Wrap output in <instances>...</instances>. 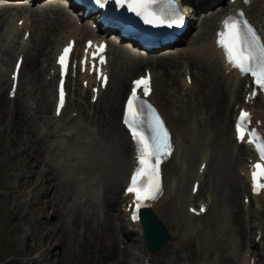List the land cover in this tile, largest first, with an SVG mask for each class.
<instances>
[{
    "label": "bare ground",
    "instance_id": "1",
    "mask_svg": "<svg viewBox=\"0 0 264 264\" xmlns=\"http://www.w3.org/2000/svg\"><path fill=\"white\" fill-rule=\"evenodd\" d=\"M236 5H240V0H238ZM230 7H233V5H228V8ZM249 12L253 21L264 31V0H252ZM16 15L17 13H13L12 10L5 7L0 8V81H4V85L10 84L11 88L12 83L10 73L13 70V65L10 71L7 70L8 61L4 59V57L9 54L13 55L14 58L23 55L26 58V62L24 63L26 68L25 74L28 77V86H30L31 89L28 90V96H30L35 89L42 90L43 88L49 87L50 90L47 92L48 104H50L51 101H54L55 103L57 82L54 94L52 84L56 80V74H52V72L57 70L55 59L53 57L58 48L57 46L65 44L69 38H77L78 41L83 39L84 42L86 39L96 38L98 35L91 31L87 26H79L78 17H72L69 13L64 12L62 1L59 0L53 1L45 9L33 11L32 16L35 19L34 25H30L29 18L26 15L24 16V28L31 29L34 32L28 41H25L23 36L19 37L21 30L17 24L14 23L13 19ZM221 16L222 13H217L206 17L201 22L195 36L191 40L186 43L181 39L180 42L183 41L182 44L177 45V47H175L176 49H172V51H170L171 53L166 56H159L157 58L145 60L142 55H136L129 49L118 48L114 44L110 45L108 69L117 79V84L115 92L108 97L109 103L104 107H100L98 110L96 109L95 114L90 113V109L93 108L92 103L89 105L85 103L84 105L88 108V111H80L78 113L79 120L77 126H73L71 120L70 123L67 121H61V119L55 115V110H53V117H49V122L52 123L54 127V131L51 133V147L58 148V158L62 163L65 165H73L70 160L73 159L75 162V160L80 158L82 159L80 164L84 163L87 165L85 154H87L88 147H94V155H92L89 164L91 169L85 168L83 169V173H85L86 179L89 183L96 180L98 181L97 189L100 184L104 181L106 182L107 187L103 195L104 202L99 201L98 206L104 208L103 216L107 228L106 233L110 236L109 240L112 243H115L118 240L120 236L119 234H121L120 231H123L124 228L123 226H120L118 231L114 226L115 215L118 217L121 216V207L119 204L125 202L122 194L120 195L121 192H119V187L121 191L122 186L124 187L127 181L128 173L133 166L131 143L127 142L122 126L121 124H118V115L120 111L119 101L124 96L123 93L129 82V78L133 75L135 76V74L142 70V68L150 69L152 72L155 88L152 98L157 102L165 118L175 131V141L179 148L174 159L167 165V194L164 200L157 203L154 212L171 199V206L176 205L177 207H180L183 203L186 204L188 217H191L189 208L192 207L191 202L194 199V196L191 192L187 195L185 190L179 189V183L183 182V177L188 171L187 160L189 159V161H191L190 151L187 148V141L189 139L192 144L195 143L194 139H197L199 142L200 160L208 159L209 156L211 158L213 157L216 159V163L220 164L222 171H224L230 164H239L238 171L241 175L244 174L245 163H241V160L249 150L244 147H237L235 142L231 140L232 135L230 134V139H228L227 144L230 146L231 150L228 151L224 143L221 142L222 136L219 131V122L226 121V123H228L227 119L229 117L230 119L232 118L233 106H231L230 103H232V100L239 101L241 98V82L225 75V66L221 60V55L213 44L214 35ZM43 24H46L45 31L41 30L44 26ZM36 37H39V40L35 45V48L32 49L31 45ZM111 57L116 59L111 60ZM169 71H176L175 82L167 77H165V80L163 81L162 77L160 75L158 76L159 73H162L164 77ZM187 77L192 79V86L187 83ZM78 78H80L78 80L81 84L77 90L79 98L74 99L76 105L73 106L72 113L77 111V102L80 104L84 101L86 102L89 95L90 99L92 98L91 89H85L82 86L84 80H90L91 78L82 75H78ZM133 79H135V77L130 79V82ZM198 79L203 83L201 85V96L205 102L204 110L198 108V105H202V101L198 102L195 100L196 96H192L194 91L193 83L197 87V82L200 81H198ZM74 85H77V83L74 84L73 82L72 86ZM165 86L167 87L166 90ZM174 88H177L178 91L181 88L182 91L181 94L177 96L176 100L172 95V89ZM182 93H184L185 96H183ZM74 95H76V93H74ZM165 98H169L168 102L165 101ZM72 99L73 96H71V100ZM29 102L28 105L30 108H33L36 101L29 99ZM193 102H197L194 107ZM175 105L177 107H175ZM95 106L94 108H96ZM207 107L212 113L211 115L205 112L207 111ZM24 108L23 105L18 108L19 111L16 110V107L14 109L18 116L17 120L20 125L19 129H21V125L24 124V118L22 119ZM91 119L92 123H88ZM184 120H188V125H186L185 128H180V124ZM76 127H78V129ZM113 129L114 131H117L115 133L116 136L122 137L123 142L121 146H119L120 149H118L117 140L114 139L112 135L108 136V132L112 133ZM80 130H85L86 132L85 140L88 143L87 145L79 140L80 137L76 139ZM45 132V128L42 127L41 133L45 134ZM101 132H103L104 137H108L107 141L101 138ZM27 134L34 137L33 129H28ZM104 142H106L104 148L98 149L97 145L100 146V144ZM215 147H217V151L216 154H213ZM42 156L43 148L37 152H31L29 158L33 161H37L36 158L42 160ZM127 157L129 158L128 161ZM39 164L41 165V163ZM223 164H225V166L222 167ZM105 167L113 168V171L118 172V174L114 173L109 177L103 170ZM33 169V175H35L36 172H38V166ZM221 170L218 168L210 180V182H215L216 188H212L211 186H209V188L213 190L215 189V191H217L215 197L216 195H220L222 202L227 203L229 208H227V211L231 210L229 215L230 218L228 217L230 229H233L231 231L232 233H235V238L242 243L245 232L242 230L241 220L244 227V218L242 216L241 206L238 202L237 192H242L244 190L243 188L244 185L247 184V181L244 178L242 179L235 176L229 178L223 177ZM209 172L210 165L207 174ZM32 177L33 176L31 175V180ZM80 179L81 178H79V180ZM193 181L203 182L202 175L195 171L193 173ZM47 184H49V182H47ZM91 187L93 188L95 186ZM203 187L204 185L201 184L198 194L203 193ZM100 193L101 191L92 193V200H94L95 194ZM52 197L53 195L51 194V198ZM51 207L52 206H48V212L52 211V219L56 216V211ZM169 209L171 210V214H174V217H176L178 208L170 207ZM235 209H237V211L234 213L233 211H235ZM78 218L80 221L81 217ZM174 220L175 219H173L172 224H174ZM234 221L237 224H234ZM176 222L177 221H175V223ZM82 226V228L88 232V235L86 237H81L78 245H76L79 250L78 259H80V261L91 260L92 262H97V264H120L118 263V255L116 256V251L113 249V246H105L104 248H100L101 250H96L97 247L92 245L95 240V234L91 228L90 222L84 220ZM135 226H137L138 231L141 232L139 225L135 224ZM54 241L55 240L53 239V242ZM50 252L53 253L54 251L51 250ZM168 254L169 247L165 246L163 251L153 255L152 260L157 264H166ZM53 258L55 259L56 256ZM246 260H248V255L244 254L243 256H240L239 262L242 263Z\"/></svg>",
    "mask_w": 264,
    "mask_h": 264
},
{
    "label": "rangeland",
    "instance_id": "2",
    "mask_svg": "<svg viewBox=\"0 0 264 264\" xmlns=\"http://www.w3.org/2000/svg\"><path fill=\"white\" fill-rule=\"evenodd\" d=\"M65 4L66 1H64V5ZM202 18L203 16L196 19L192 26V31L186 38H192L195 35L197 27L201 24L200 21ZM37 40L38 38L34 40L31 47L32 49L35 48ZM115 44L123 48L118 42ZM132 51L137 53L134 50ZM175 72L176 71H169V73H167L168 75L166 74L164 77L162 73H159L158 76L160 75L163 81L165 77H167L175 82ZM138 73L142 74L143 70ZM27 78L24 70L22 74L23 86L27 85ZM199 80L200 79H198V81ZM116 84L117 79L112 78V83L105 96L97 104V110L109 103L108 97L115 92ZM202 84L200 80L197 82V87L194 85L195 89L192 96H196L195 100L198 102L202 101V105H198V108L204 110L205 102L201 96ZM127 86L128 84L126 88ZM166 89L167 87L165 86V90ZM181 92V88L179 91L177 88L172 89V95L175 100ZM39 95L41 97L38 100V109L36 110L35 105V108L31 111V116L29 112L30 109L26 108L28 106H24L22 117V119L24 118V124L21 125V129H19L18 116L14 109L16 107V110H18L20 106H23L22 104H26V99L18 98L16 100H11L8 98L7 91L0 88V264H97V262H92L91 260L80 261V259H78L79 250L76 245H78L81 237H86L88 235V232L82 228L84 220L91 224V228L95 234V240L92 245L97 247L96 250H101L100 248H104L105 246H113V249L116 251V256L118 255V262L125 261L121 253H124L126 256L127 264L132 258H139L141 261L143 256H139V254L144 251H141L139 248L142 245L140 233L138 234L135 231H130L128 230V225L126 227L123 225L126 224L124 222L126 216L114 219L115 227L120 226V219H122V225L126 230V232L122 233V237H119L115 243L110 242V236L106 233L107 228L103 216L104 208L101 210V207H97L96 204L98 201L104 202L103 195L107 187L106 182L104 181L100 184L97 189L98 181L96 180L89 183L85 173H83V169H91L89 164L92 155H94V147H88L87 154H85L87 165L84 163L78 165V163L82 161L78 159L75 160V162L74 160L70 161L71 164L73 162L74 165L76 164V166H73L69 164L65 165L61 162L58 158L57 149L50 146L51 138L42 139L43 145L39 142L38 138H41L39 127L47 126L51 129L48 118L50 111H53L52 103H50L47 111L48 102L45 100V93L41 91ZM182 95L185 96L184 93H182ZM168 99L169 98H165V101L168 102ZM122 102L123 100L121 98L119 101L120 111L118 115V124L120 121ZM88 103H90V100H88ZM196 103L197 102H193V107ZM176 105L175 107H177ZM79 109L81 112H87L83 103L78 106V110ZM93 111H95V109H92L90 113ZM205 112L209 115L212 114L208 110V107ZM33 116L35 117L32 118ZM64 119L65 117L62 120ZM78 119L79 118L73 120L72 124H77ZM227 121L228 123H226V121L219 122V131L222 136L221 142L224 143L229 151L231 148L227 142L231 124L230 117ZM186 125H188V120L182 121L180 128H185ZM30 128L34 131V137L27 134V130ZM116 132L117 131L113 129L112 133L108 132V136L112 135L114 139L117 140L118 149H120L119 146H121L123 141L121 136L115 135ZM85 133V130H80L76 139L80 137L79 140L87 145ZM101 138L105 141L108 140V137H104L103 132H101ZM194 141V144H192L190 139L187 141V148L190 151L191 161H189V159L187 160L189 171L184 178V182L179 186V189L185 190L187 195L190 193L191 181L193 173L198 165L200 151L199 142L197 139H194ZM105 144L106 142L100 144V146L97 145V148L102 149ZM41 148H43L42 160L38 158H36L37 161L31 160L29 158L31 152H37ZM216 148L217 147L214 148L213 154H216ZM128 159L127 157V161ZM211 160L212 165L206 178L200 200L207 201L208 198L211 197L210 201L212 204L210 213L203 220L202 229H196L195 223L187 219L186 206L183 205L184 203L180 207L176 205L171 206V199H169L156 211V214L163 221L172 237L170 242L166 245L169 247L166 264H239L240 256L247 248L245 246L249 245L250 242L253 244L255 242V238L258 234L257 232L253 231L251 233L249 231L250 224L246 221L243 227L241 220V227L243 232H245L242 243H238L234 235L235 233H232L231 230L233 229H230L228 220L231 210L227 211V203L222 202L220 195H216L215 197L217 191L209 188V186L216 188L215 182H210V180L218 168L221 170L220 164L216 163V159L212 157ZM242 162H244V156L241 160V163ZM39 163H41V165ZM238 165L239 164H230L227 166L228 168H225L226 171L221 170L223 177H239L237 171ZM37 166L38 172L33 175V168H37ZM223 166H225V164H223L222 167ZM103 170L109 177L114 173L118 174V172L113 171L111 167H105ZM31 175L33 176L32 180ZM79 178L81 179L79 180ZM47 182H49V184H47ZM91 186L95 187L92 188ZM97 191H101V193L95 194V200H92V193ZM119 192H121L120 187ZM51 194L53 195L52 198ZM241 194V191L237 192L240 206L243 197H241ZM48 206H52L56 211V216L52 219L53 213L52 211L48 212ZM119 206L121 205L119 204ZM170 207L178 208L176 217H174V214H171ZM236 211L237 209L233 212L235 213ZM78 217H81L80 221ZM252 218L253 222L251 225L254 224L264 229V210L262 212L253 210ZM173 219H175V225L172 224ZM175 221L177 222L175 223ZM234 224L237 223L235 222ZM262 236L264 239V231ZM53 239L55 240L54 242ZM120 245L122 246L120 247ZM123 247H125V249H122ZM51 250L54 252L51 253ZM257 252L260 254L264 252V244ZM54 256H56L55 259L53 258ZM152 264L157 263L152 261Z\"/></svg>",
    "mask_w": 264,
    "mask_h": 264
},
{
    "label": "snow or ice",
    "instance_id": "3",
    "mask_svg": "<svg viewBox=\"0 0 264 264\" xmlns=\"http://www.w3.org/2000/svg\"><path fill=\"white\" fill-rule=\"evenodd\" d=\"M104 0H97V3L103 4ZM123 2V0H121ZM153 0H129L128 7L138 14L144 15L146 23H155L156 18L151 17L147 8ZM247 4L248 0H244ZM162 22V21H161ZM181 17L178 15L171 19L169 26L175 24L179 26ZM218 46L224 51L227 62L234 68L239 69L241 73L249 74L253 78L255 89L252 97L256 95V89L264 92V36L258 33L255 27L245 18V13L240 11L232 13L222 22V30L218 34ZM89 47H92L89 42ZM103 45L97 48L93 53L95 59L98 52L103 51ZM72 50L70 43L63 49L58 58L61 65L62 76L67 72L68 59ZM87 55V54H86ZM101 64L104 63L103 56H100ZM87 63V59L82 61ZM19 68V65H17ZM95 69V65H93ZM106 82L107 77H103ZM132 93L126 103L124 123L129 128L134 141L137 144L139 168L131 179L127 192L134 193L135 201L139 202V207L145 200H155L160 194V164L162 158L170 154L171 144L169 142L168 132L164 127L163 121L156 114L151 105L146 104L137 95L138 90H142L143 96L150 94V77H142L133 82ZM63 79L61 80L60 105H63ZM150 113L149 131L151 136H146L142 130L144 124V109ZM59 114V109H58ZM251 123V114L241 110L236 123L237 138L240 141L245 140L246 132L249 131L248 124ZM255 139H249V143H256L260 140L255 132L251 133ZM260 155V162L254 165L253 181L255 188L261 187L259 179L264 177V143H260L257 148ZM146 178V179H144ZM203 210V209H201Z\"/></svg>",
    "mask_w": 264,
    "mask_h": 264
},
{
    "label": "water",
    "instance_id": "4",
    "mask_svg": "<svg viewBox=\"0 0 264 264\" xmlns=\"http://www.w3.org/2000/svg\"><path fill=\"white\" fill-rule=\"evenodd\" d=\"M149 225L152 235L155 237L156 241L165 242L168 239V234L162 225L158 227L152 224V220L149 219Z\"/></svg>",
    "mask_w": 264,
    "mask_h": 264
}]
</instances>
